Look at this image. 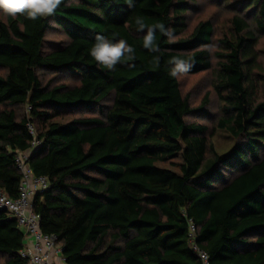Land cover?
<instances>
[{
    "label": "trees",
    "instance_id": "trees-1",
    "mask_svg": "<svg viewBox=\"0 0 264 264\" xmlns=\"http://www.w3.org/2000/svg\"><path fill=\"white\" fill-rule=\"evenodd\" d=\"M189 7L62 0L35 21L0 10V188L18 197L16 156L30 149L32 124L41 144L28 165L49 180L33 209L41 231L59 238L66 264H202L190 245L191 220L209 264H264V67L256 50L264 0H241L253 21L234 15L233 33L214 54L220 109L210 134L220 129L236 140L226 154L206 125L187 120L208 96L195 110L171 74L173 57L190 65L188 75L213 67V25L201 21L185 35ZM158 24L172 37L156 29L153 51L144 37ZM53 29L66 40L50 44ZM97 35L126 41L133 58L112 70L98 63L90 55ZM41 70L78 83L45 84ZM23 248L22 229L0 210V264H28Z\"/></svg>",
    "mask_w": 264,
    "mask_h": 264
},
{
    "label": "rangeland",
    "instance_id": "rangeland-1",
    "mask_svg": "<svg viewBox=\"0 0 264 264\" xmlns=\"http://www.w3.org/2000/svg\"><path fill=\"white\" fill-rule=\"evenodd\" d=\"M190 7L186 13V33L190 34L195 26L201 21H210L213 25L212 45L209 47L213 56V67L210 70L201 72L196 75H188L184 72H178V78L181 84L182 93L189 96L191 106L197 110L204 98L208 96V103L203 110L195 111L187 120L189 122L199 123L208 127L207 135L210 138L215 150L220 154H226L231 151L236 140L226 131L217 129L211 135L212 128L219 116L220 100L213 89L214 70L217 59L215 53L220 51L218 40L233 33L232 18L239 14L244 16L249 22H252L251 15L243 14L241 10V0H187ZM47 40L50 44L60 43L66 40L64 34L59 30L53 29L47 33ZM258 61L264 67V36L258 39L256 46ZM3 71L0 69V74ZM44 83L52 85L64 84L73 86L78 83L77 79L68 73L52 74L46 71H39ZM53 81V82H52ZM86 113L67 116L62 121L66 122L80 116H86ZM164 167L170 165L163 164Z\"/></svg>",
    "mask_w": 264,
    "mask_h": 264
},
{
    "label": "built area",
    "instance_id": "built-area-1",
    "mask_svg": "<svg viewBox=\"0 0 264 264\" xmlns=\"http://www.w3.org/2000/svg\"><path fill=\"white\" fill-rule=\"evenodd\" d=\"M27 108V114L30 113ZM34 140L26 152H18L16 156L17 167L22 174L20 191L17 198H10L0 188V210L6 211L10 218L17 221L24 233V248L21 251L23 259L28 264H66L62 256V245L54 234H46L40 228V216L33 209V200L37 194L44 193L49 188V180L45 176H36L28 165L29 157L38 149L40 141L36 135V129L32 124L28 125ZM189 239L193 251L199 256L202 264H209L208 254L199 248L197 238V226L191 220L189 222Z\"/></svg>",
    "mask_w": 264,
    "mask_h": 264
},
{
    "label": "clouds",
    "instance_id": "clouds-1",
    "mask_svg": "<svg viewBox=\"0 0 264 264\" xmlns=\"http://www.w3.org/2000/svg\"><path fill=\"white\" fill-rule=\"evenodd\" d=\"M61 3L62 0H0V10L6 16L16 18L18 15H21L35 21L42 17L54 15ZM137 24L139 25V29L143 30L145 28L144 23L139 19L137 20ZM156 29H159L163 35L169 38L172 37L171 31L166 29L163 24L149 27L144 37V47L153 51H158V48L154 47ZM95 41L90 50V55L98 63L110 70L114 69L126 55L128 59L133 58L132 53L134 49L124 40L112 43L103 35H97ZM170 63L175 65L171 73L174 76L178 72H186L190 67L186 61L177 57H173Z\"/></svg>",
    "mask_w": 264,
    "mask_h": 264
}]
</instances>
